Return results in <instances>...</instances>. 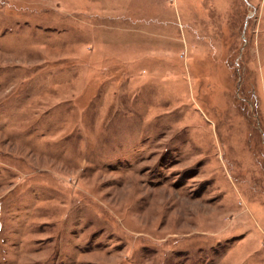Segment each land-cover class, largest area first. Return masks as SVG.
Here are the masks:
<instances>
[{
	"label": "rangeland",
	"instance_id": "374dc122",
	"mask_svg": "<svg viewBox=\"0 0 264 264\" xmlns=\"http://www.w3.org/2000/svg\"><path fill=\"white\" fill-rule=\"evenodd\" d=\"M0 264H264V0H0Z\"/></svg>",
	"mask_w": 264,
	"mask_h": 264
}]
</instances>
